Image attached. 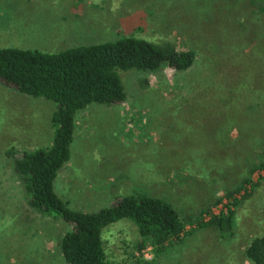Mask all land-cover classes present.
Returning a JSON list of instances; mask_svg holds the SVG:
<instances>
[{
  "label": "rangeland",
  "instance_id": "rangeland-1",
  "mask_svg": "<svg viewBox=\"0 0 264 264\" xmlns=\"http://www.w3.org/2000/svg\"><path fill=\"white\" fill-rule=\"evenodd\" d=\"M129 36L167 39L195 61L183 72L120 71L126 100L77 112L54 192L81 212L148 194L189 229L249 176L256 188L235 209L229 238L197 229L155 255L136 252L129 220L101 235L123 264H253L239 254L264 234V169L250 174L264 145V0H0V48L56 53ZM55 109L0 82V264H65L66 224L31 209L13 171L14 155L51 144Z\"/></svg>",
  "mask_w": 264,
  "mask_h": 264
},
{
  "label": "trees",
  "instance_id": "trees-1",
  "mask_svg": "<svg viewBox=\"0 0 264 264\" xmlns=\"http://www.w3.org/2000/svg\"><path fill=\"white\" fill-rule=\"evenodd\" d=\"M194 61L193 50L179 49L172 41L150 42L132 36L56 53L0 48V82L20 94L42 98L56 106L51 117L54 130L51 144L14 155L13 171L24 184L28 206L40 216L66 224L59 242L65 264H123L122 259L107 253L101 234L107 226L124 219L137 227L136 252L151 247L155 255L197 229L214 228L222 237L232 236L234 211L256 188L249 176L227 190L224 198L213 202L212 205H217L225 199V214L204 220L203 214L209 210H201L188 219L189 229L185 226L187 221L169 203L148 194L123 196L109 207L81 212L70 209L53 189L57 172L70 159L77 112L91 104L116 106L126 100L120 71L146 73L168 68L183 72ZM263 169L264 145L259 165L250 174ZM243 253L251 263L264 264V234L251 239Z\"/></svg>",
  "mask_w": 264,
  "mask_h": 264
},
{
  "label": "built area",
  "instance_id": "built-area-1",
  "mask_svg": "<svg viewBox=\"0 0 264 264\" xmlns=\"http://www.w3.org/2000/svg\"><path fill=\"white\" fill-rule=\"evenodd\" d=\"M226 205L227 202L223 200L220 204L213 206V208H211V210L208 213L203 214L204 220H208L210 216H216L221 213H226L227 212Z\"/></svg>",
  "mask_w": 264,
  "mask_h": 264
},
{
  "label": "crops",
  "instance_id": "crops-1",
  "mask_svg": "<svg viewBox=\"0 0 264 264\" xmlns=\"http://www.w3.org/2000/svg\"><path fill=\"white\" fill-rule=\"evenodd\" d=\"M210 229H211V228H210ZM197 232H198V231H197ZM197 232H194V233H197ZM198 233H200V231H199ZM192 235H193V234H192ZM192 235H191V236H192ZM235 237H237V233H236V236H235ZM235 237H234V238H235ZM234 238H233V239H234ZM252 239H253V238H252ZM250 241H251V239H250ZM250 241H249V242H250ZM232 243H233L234 245H237L236 242H232ZM248 244H249V243H248ZM236 248H237V247H236ZM244 248H245V247H244ZM241 249H242V248H241ZM243 252H244V249H243L242 252H240V254H239L241 257L244 255ZM197 253H198V254L195 256V258H198V256H202V254H201L200 252H197Z\"/></svg>",
  "mask_w": 264,
  "mask_h": 264
}]
</instances>
